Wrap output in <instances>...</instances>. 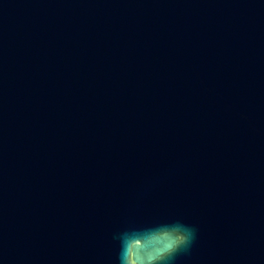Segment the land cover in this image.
<instances>
[{
  "label": "water",
  "instance_id": "obj_1",
  "mask_svg": "<svg viewBox=\"0 0 264 264\" xmlns=\"http://www.w3.org/2000/svg\"><path fill=\"white\" fill-rule=\"evenodd\" d=\"M0 264H264V0H0Z\"/></svg>",
  "mask_w": 264,
  "mask_h": 264
}]
</instances>
